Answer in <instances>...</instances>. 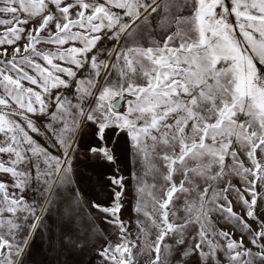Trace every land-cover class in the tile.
<instances>
[{
    "label": "snow or ice",
    "instance_id": "obj_1",
    "mask_svg": "<svg viewBox=\"0 0 264 264\" xmlns=\"http://www.w3.org/2000/svg\"><path fill=\"white\" fill-rule=\"evenodd\" d=\"M0 264H264V0H0Z\"/></svg>",
    "mask_w": 264,
    "mask_h": 264
}]
</instances>
